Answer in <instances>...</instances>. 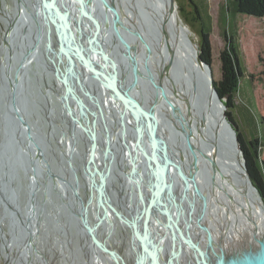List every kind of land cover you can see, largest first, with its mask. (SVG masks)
<instances>
[{"label":"water","instance_id":"obj_1","mask_svg":"<svg viewBox=\"0 0 264 264\" xmlns=\"http://www.w3.org/2000/svg\"><path fill=\"white\" fill-rule=\"evenodd\" d=\"M10 1L17 13L25 15L27 22L24 25L16 16L7 15L0 42V164L6 168L10 162L19 166L25 176L29 173L23 184L27 214L25 220L18 219L25 248L41 258V264H53L49 254L39 247L37 235L40 227L44 229V205L49 204L60 212L51 184L55 187L65 181L46 162L45 137L34 125L36 119L27 108L25 82L28 66L34 62L43 70L48 66L50 70L46 74L59 84L60 94L56 98L62 116L59 133L64 122L68 125V136L74 130L72 126L81 131L82 194L78 183L66 188L79 202L75 212L69 207L68 210L90 247L98 248L113 264H264L262 256L254 258L258 253H254L255 249L264 253V245L256 235L253 241L259 248L248 254L247 258H252L245 261L241 256L246 248L237 253L238 248L233 251L229 241L214 240L211 234L214 229L205 222V211L209 214L218 205L243 211L240 198L245 205H250L248 187L244 184L260 200L263 213L264 202L246 169L236 131L215 89L211 66L200 58L198 46L192 60L193 41L186 25L178 19L174 0ZM85 24L91 32L85 30ZM25 34L27 40L23 38ZM169 39L171 44L175 41V48L171 49L173 58L164 55V45ZM94 42L99 43L98 50L93 48ZM54 45L59 63L62 58L65 60L62 71L61 66L53 63L54 54L50 51ZM41 50H45L46 60L40 59L43 62L37 58ZM132 64L143 75L138 79L136 74V79L127 81L120 73ZM151 88L155 109L145 105L146 92ZM173 96L185 102L187 113L172 100ZM111 98L120 102H109ZM70 102L78 103L79 117L69 108ZM218 105L221 123L213 121ZM126 106L131 136L126 129ZM194 109L200 115L201 136ZM52 112L48 110L45 117ZM98 113L105 125L101 124ZM111 127L113 131L109 133ZM118 144L124 155L123 162L119 160ZM96 146L103 158L100 168L91 169L94 153L97 156ZM71 155L72 151L70 158ZM70 158L66 156V163L74 175ZM45 162L48 167H43ZM112 176L117 185L116 207L109 201L106 181V177ZM92 202L103 208L105 216H116L130 230L134 241L127 258L112 250L110 243L89 224ZM8 206L11 212L15 210ZM192 210H196L195 216ZM53 220L60 244L65 233L69 248L68 224L60 222L58 215ZM191 222L195 223L194 232L190 230ZM100 226L103 227L102 223L97 224ZM201 230L204 244L197 239ZM226 244L231 247L226 248ZM205 245L211 254L204 250ZM69 252L73 257L72 248ZM21 253L17 250L13 261ZM185 253H188L186 260Z\"/></svg>","mask_w":264,"mask_h":264},{"label":"rangeland","instance_id":"obj_2","mask_svg":"<svg viewBox=\"0 0 264 264\" xmlns=\"http://www.w3.org/2000/svg\"><path fill=\"white\" fill-rule=\"evenodd\" d=\"M174 2L176 4L178 19L186 25L189 30L190 38L195 44H197V46H199L200 42L201 29L203 28L204 31L208 32L212 51L211 70L213 80H219L221 75L219 53L225 46L226 40L230 38L236 45L242 76L240 77L236 85L235 92L233 93V107L230 109V112L233 120L235 121L236 129L241 134L243 139L252 145L253 142L257 140V144L254 148L251 147V149L256 152V162L260 167L261 164L264 163V17L255 18L238 13L236 11L234 0H174ZM0 9L10 17H12L15 11L10 0H0ZM4 25L5 22H3L0 18V42ZM41 49H43V46ZM43 51L41 50L42 53H45V50ZM52 51L54 52V62H56L57 66L59 65L62 68L63 59L62 62L59 63L60 59L57 58L55 45L54 50L52 49ZM47 69H49V67ZM46 71L47 70H43L39 64L34 62L30 63L27 71L28 79L25 82V97L27 108L31 110V115L37 122L34 125L39 128L43 137L46 138L44 139V142L50 144V149H48V151L53 155L55 154V157H58L60 156L58 153L59 143L56 141V135H53V137L49 135L50 132H48L46 128L47 118L44 117L43 111H45L44 107L47 109L50 107L52 109H49V111L53 110L54 115L56 114L60 119L62 118V116L58 114V102L56 99L57 96H55L59 94L57 93L59 85L57 81L55 82L54 79L50 78L49 75L46 74ZM47 85H49L50 90H46ZM143 85L146 89L149 88L145 81H143ZM52 89H54L53 91H56L51 92ZM52 121L58 129L60 121L57 119H52ZM56 134L59 136L58 133ZM47 139H49L50 142ZM166 147H168V145ZM13 151L14 150H11V152ZM168 154L170 156V151ZM6 165V168L4 165L0 166V175H2V173H4V169H6V177L8 176L5 189L0 188V197L6 195L10 198V203L14 206L15 211H17L18 214L24 218V207L26 206L27 200L25 201V196H23V184L25 177L29 173L27 172L25 176L24 171H22V169L20 170L19 166L12 165L10 162ZM54 171L57 172L56 169H54ZM53 197L55 202H57L58 198L54 193ZM64 203L60 200L56 203L60 210V212H58V219L64 224H66V222L70 224L67 230V234L70 238V247L68 248V245L66 244L67 241L65 243L62 241L63 244H60V240L57 235L59 231L56 227H54V220L52 217V213L54 212L55 214V208L49 204L44 205L42 218L44 220L45 230L41 227L39 228V233L37 235L39 239L38 245L44 253L49 254V257L53 260L54 264H67L68 262L70 264H82V262H77V260L81 261V257L85 254H83V250L81 248L77 250L78 247L74 240V231L72 230V223L74 221L68 208H66V211L64 210ZM4 204L0 203V229L4 231V234L8 239H12V249L10 247H6L7 251L10 253L9 258L12 259V256L20 249V240L17 238V236H19L18 233H16L17 226L11 224V218L4 210V208L9 209V206ZM192 213L194 214L193 210ZM210 215H212V213H210ZM215 215H212L215 221H213V226L211 225L214 229L211 234L217 233L216 235H218V232L222 229L221 227L217 230V226L220 224L221 220ZM224 218L225 215L223 216V222ZM112 225V231L114 233L115 229H117L120 225H117L115 220ZM125 230L128 236L129 231L127 229ZM233 235H235V233L230 231L227 233L225 240L229 241L232 246V250H236L238 248L236 250L238 253V250L241 249L242 246L239 243L234 242ZM111 236L114 237L115 241L111 242V240L108 239L110 244H113L112 246H114L112 247L110 245L111 249L121 255L123 253L124 257L127 258L128 255H130V245L129 243H125L126 240L123 238V231L117 229L116 237L115 234H112ZM212 238L214 237L212 236ZM63 239L64 236L62 235V240ZM127 239L129 241V237H127ZM1 242L2 240L0 239V264H4V255L3 253L1 254ZM122 243L124 245H122ZM82 244H85L84 236H82ZM230 244H226L225 247L230 248ZM70 248H72V255L74 253L75 258L71 256V252H69ZM22 259L25 262L22 261ZM40 259L41 258L38 259L31 251L28 256L26 251H23L21 260L16 258L15 261L10 260L7 264H27L28 262V264H41Z\"/></svg>","mask_w":264,"mask_h":264},{"label":"bare ground","instance_id":"obj_3","mask_svg":"<svg viewBox=\"0 0 264 264\" xmlns=\"http://www.w3.org/2000/svg\"><path fill=\"white\" fill-rule=\"evenodd\" d=\"M2 10L0 9V18H1V20L3 21V22H7L8 21V18H7V15L8 14H5L3 11V13L1 12ZM2 13V14H1ZM16 16V17H15ZM13 17H15V19L17 18V19H19L20 20V22L19 23H22V24H26L25 22H27L26 21V18H25V15L22 13V12H19V13H17L16 12V10L14 11V14L12 15V17H10V18H13ZM175 29H176V26H175ZM21 35V34H20ZM25 37V38H24ZM23 38H24V40H27V38H26V34H25V36H23ZM29 40V39H28ZM179 41H180V39H179ZM173 42V44L175 43V41L173 40L172 41ZM181 42V41H180ZM180 42H177L178 44L180 43ZM19 43V42H18ZM95 43V45H94V47L93 48H95L96 50H98L99 49V43H96V42H94ZM173 44H171V41H170V39L167 41V43L164 45V47H165V49H164V55L167 57V58H173V52L171 51V49L173 48H175L174 46H173ZM178 46V45H177ZM156 47V46H155ZM42 48V47H41ZM43 48H44V46H43ZM196 51H197V44H195L194 42H192V46H191V48H190V52H191V57H192V60L194 59V55H195V53H196ZM51 54L52 53H54L53 51H52V49H51ZM36 55H37V53H36ZM38 57V59L40 60L41 58L44 60V53H42L41 51L40 52H38V55H37ZM49 57H50V55H48ZM46 59V58H45ZM59 59V58H58ZM63 59V64L62 65H64V63H65V60H64V58H62ZM37 60L38 62H40V61H42V60ZM43 62V61H42ZM53 63L54 64H56V62H54V58H53ZM57 66V65H56ZM161 67H162V65L161 66H159L158 67V69L160 70L161 69ZM46 69L45 70H47V71H49L50 69H47L48 68V66H46L45 67ZM61 69V71H62V68H60ZM156 70V69H155ZM136 74H137V76H138V79H140L141 77H142V75H143V73L141 72L140 73V71H139V69H137V66L136 65H128V66H126V68L125 69H123V71L120 73V75H121V77L122 78H125L127 81H129V80H133V79H136ZM149 75V74H148ZM128 76V77H127ZM152 80H154L153 82H156L157 81V79L155 78V77H153L152 78ZM56 82V81H55ZM132 82V81H131ZM59 85V84H58ZM49 89V85H47L46 86V90H48ZM50 90V89H49ZM54 89H52L51 90V92H55V91H53ZM153 88H151L150 90H149V92L147 93L146 92V95H147V102H145V105L147 106V107H149L150 109H151V107L153 108V109H155V106H154V100H155V96H154V94H153ZM183 93H184V90H182V89H180ZM182 92H180V91H178V94H180V93H182ZM57 93H59L60 94V87H59V90L57 91ZM56 93V94H57ZM59 94L58 95H56L57 96V98H58V96H59ZM50 95V94H49ZM188 97H189V95H188ZM172 100L175 102V103H177L178 104V106L181 108V110H182V112L183 113H187V107H186V105H185V102H179L180 101V98L178 97V96H173L172 97ZM210 101L213 103V100H211V98H210ZM109 102H120V101H117V100H113L112 98L111 99H109ZM210 102V103H211ZM124 110L126 111V114H127V117H126V129H127V131H128V136H131V130H129V123H128V121H129V107L128 106H126L125 108H124ZM195 110V109H194ZM194 110H191V112H193ZM166 111V110H165ZM219 111H220V106L218 105V106H216V117H214V122H219L220 121V123H221V120H220V114H219ZM197 113H198V111H196L195 110V112H194V115H195V118H196V120L195 121H200V119H199V116H197ZM191 114V113H190ZM51 117V116H50ZM50 117H48L46 120H47V122L49 123V128L50 127H52L53 129H55V127H56V125L55 124H53V121H52V117L50 118ZM61 120V119H60ZM52 123V124H51ZM66 123L67 122H64L63 124H62V128H61V130H60V133H59V130H58V132H56V133H58L59 134V136L56 134V141H58V145H59V150H58V153H59V155H62V154H67V156H69L70 155V153H71V147H70V145H69V143H70V138H69V136H67L68 135V129L66 128ZM51 124V125H50ZM200 125H199V136H201V133H202V124H201V121H200V123H199ZM60 127V126H59ZM52 129V130H53ZM17 130H18V132L20 133V129L17 127ZM50 130V129H49ZM54 131H56V129L54 130ZM1 136H0V141H1ZM117 139L119 140V137H117ZM209 139V138H208ZM2 144H3V140H2ZM179 144H180V142H179ZM76 149V148H75ZM65 152V153H64ZM81 152H83V151H78L77 153H81ZM214 154V151H212L211 152V154ZM73 155V154H72ZM77 156V155H76ZM179 156H180V153H179ZM79 158V157H78ZM64 159H65V157H64ZM75 161H76V159H74ZM7 164V163H6ZM79 164H80V161H79ZM0 166H1V164H0ZM3 166V165H2ZM67 166V165H66ZM82 166V165H81ZM60 171H61V169H60ZM63 172V171H62ZM61 172V173H62ZM60 173V172H59ZM60 173V174H61ZM65 173V172H64ZM68 173V172H67ZM7 175V174H6ZM6 175H5V170H4V173H2V175H0V188L1 189H5V185H6V181H7V177H6ZM62 175H64V174H62ZM63 177V176H62ZM64 178V177H63ZM121 179H122V177H121ZM124 180V178L122 179V181ZM73 181V180H72ZM125 182V181H124ZM126 183V182H125ZM125 183H123V184H125ZM64 184H66L67 185V183H64ZM58 187H61V191H62V193L65 195V197L68 199V201L70 202V204H71V206H72V208H76V205L73 203V200H72V198L70 197V192L69 193H66V187H62L63 185L62 184H59V185H57ZM244 187L246 188V187H248V188H246L247 189V191H248V193H249V196H250V198H251V201H250V205L248 204V205H245V203H244V200L242 199V198H240V202L242 203V204H244V207H243V211L242 210H240V209H238V208H234V207H227L225 204H221L220 206L218 205V208H217V210H211V212H209V214H208V211H205V212H207V213H205L206 214V218H205V222H206V224L207 225H212L213 224V219H212V215L214 214H216L215 216H218V219L220 218V220H221V222H220V224H218V228H217V230L218 229H220L221 227H222V229L218 232V235H216L215 233H212V236L214 237L213 239L214 240H218L219 238H223V239H226V236H227V233H229L230 231L231 232H233V233H235V235H233V240H234V242H236V243H239L241 246L243 245L244 247H243V249H239L238 250V253H240V251H242L243 252V250H244V248H246V250L243 252L244 253V255L245 254H247V255H242L241 257H242V259H243V257L245 258V261H248L247 259H251L252 257H248L247 258V256H248V254H251V253H253V250L255 249V248H259V246H257L256 244H255V242L253 241V237H254V235H256V237L258 238V240H259V242H261L263 245H264V213H263V210H262V206H261V202H260V200L256 197V195H255V193L253 192V191H251V189H250V187L248 186V185H245L244 184ZM111 191V190H110ZM186 193V192H185ZM216 193H218L219 194V192H218V190L216 191ZM187 194V193H186ZM186 194L184 195V196H186ZM188 195V194H187ZM59 196H61V195H59ZM232 197H234L233 195H232ZM76 201V200H75ZM11 201H10V198H8L6 195L5 196H1L0 197V203H5V204H7V205H11V208H14V206L12 205V203H10ZM4 204V205H5ZM200 204H202L201 202H200ZM92 204H91V208H92ZM202 207H204L205 208V206L204 205H202ZM63 208H64V210H66V208H67V204L66 203H64L63 204ZM25 209V208H24ZM73 209V210H74ZM4 210L7 212V214L10 216V218H11V224H13V225H16L17 226V232L16 233H18V235L19 236H17V238H19V242H20V249H19V251L20 252H22L21 254H20V256L19 257H17L18 258V260H21V258H22V256H23V251H27L26 253H27V256L29 255V252L31 251L30 249H28V248H25L26 247V245H24L23 243H24V240H25V237H23V234L24 233H22L21 232V226L19 225V217L20 218H23V216H21L20 214H18V212L17 211H15V210H13V212H11L10 211V209H8V208H4ZM205 210H206V208H205ZM93 211H95V210H93ZM194 211V216H195V214H197V212H196V210H193ZM243 212V213H242ZM210 213H212V215H210ZM241 213H242V215H241ZM26 214H27V211L25 210V216H24V218H26ZM56 215H58V212L57 211H55V214H54V212L52 213V216L53 217H56ZM225 215V218H224V222H223V216ZM95 216V215H94ZM115 217V216H114ZM23 218V219H24ZM118 219V218H117ZM25 220V219H24ZM29 220H30V223H33V220L32 219H30L29 218ZM113 220V219H112ZM111 220V221H112ZM119 220V219H118ZM106 224V223H105ZM189 225H190V230L192 231V232H194L195 231V226H194V222H191V223H189ZM222 225V226H221ZM213 226V225H212ZM228 228V232H226L225 233V229H226V227ZM112 227H113V225H112ZM110 228V227H109ZM101 229V228H100ZM107 229V230H106ZM106 229H105V232L106 231H108V226H106ZM103 230V229H102ZM110 230H111V235H112V230H113V228H110ZM100 232V231H99ZM163 233V232H162ZM82 235V234H81ZM216 235V236H215ZM63 236H64V239L62 240L64 243L67 241L65 238H66V236H65V234L63 233ZM106 237V236H105ZM0 239L2 240V242H1V248H2V250H1V254L3 253V255H4V264H7L8 262H10V260L12 261L13 259H11V258H9L10 257V253L7 251V248L6 247H10L11 249H12V239H8L7 238V236H5V234H4V231H2V229H0ZM104 239V238H103ZM197 239H199V241H200V243L201 244H204V232H203V230H201L200 231V234L198 235V237H197ZM239 245V246H240ZM84 246V248H85V250H84V253L87 255V259H88V262H89V264H100L99 263V261H98V259H100V262H101V264H105V260H104V258H106V259H109L108 258V256H106L102 251H100V253L102 254V256L104 257H102L101 256V254L97 251L98 250V248L96 249V248H94V247H90L91 245L89 244V242L85 239V244L83 245ZM5 250H6V252H5ZM204 250L205 251H207V253H209V254H211L210 252H211V250H210V248H208V247H206V245L204 246ZM18 251V252H19ZM256 252H258V253H256ZM254 253H256V256H254V258H258V256H262L263 258H264V253H262V251H256V249H255V251H254ZM235 254H237V253H235ZM186 255H188V253L186 254H184V256H183V258H184V260H186L187 259V256ZM191 255V254H190ZM263 258H260V259H262L263 261H264V259ZM181 259V258H180ZM72 263V262H71ZM82 264H86V262L84 261V262H82ZM106 264H112L111 262H110V260L108 261V262H106ZM185 264V263H184ZM248 264H250L249 262H248Z\"/></svg>","mask_w":264,"mask_h":264},{"label":"flooded vegetation","instance_id":"obj_4","mask_svg":"<svg viewBox=\"0 0 264 264\" xmlns=\"http://www.w3.org/2000/svg\"><path fill=\"white\" fill-rule=\"evenodd\" d=\"M63 10H65L66 11V7H65V9L63 8ZM67 11H68V8H67ZM85 30H89L90 31V28H89V25L88 24H85ZM91 32V31H90ZM89 33V32H88ZM77 84H79L78 82H76V85ZM88 103H91L92 105H93V103L92 102H88ZM69 108H72V110H73V112H74V115L75 116H78L79 117V105H78V103L77 102H70L69 103ZM44 109H45V111H43V113H44V117H45V115H47V113H48V110L49 109H51L50 107H49V109H47L46 107H44ZM57 110H58V104H57ZM58 114L60 115V112H59V110H58ZM50 116L52 117V119H57V120H59V121H61L60 120V118H59V116L58 115H54L53 114V112L52 113H50ZM50 116H48V117H50ZM98 116H99V119H100V122H101V124L102 125H105V121L103 120V118L102 117H100L101 115H100V113H98ZM31 118H32V116H31ZM46 118V117H45ZM52 124V123H51ZM46 128H47V130H48V132H50V136L51 137H53V135L55 136L56 135V132H58V129L55 127V129H56V131H54L55 129H53V128H49L48 129V125L46 126ZM66 128L68 129V125H67V123H66ZM72 128H74V130H72V132H71V135L69 136V138H70V143H69V145H70V147H71V151H72V154L73 155H71V157L72 158H70L69 156H68V158H70L71 159V161H72V167H73V170H74V175H73V171H72V169L70 168V167H68V164L66 163L67 161V159H66V156H67V154H62V155H60V156H58V157H55V154L53 155V154H51V152H49L48 151V149H50V144H47V143H45L46 145H45V147H44V156H45V158H46V162L50 165V167H51V169L54 171V169H56L57 170V173L62 177H64V182H60V184H62V183H67V185L65 184H62L63 186L62 187H66V186H68V185H71V186H73V187H75V184H77L78 183V191H79V194L81 195L82 194V187H81V185H83L82 184V177H81V171H82V168H81V156H82V154H83V152H81V153H77L78 151L80 152V151H83V144H82V141H81V131H80V129H76L75 128V126H72ZM53 129V130H52ZM108 131H109V133H111L112 131H113V128L111 127V128H108ZM68 136V135H67ZM46 139V138H45ZM49 142H50V140L49 139H47ZM100 144H101V142H100ZM103 145V144H102ZM118 147H119V149H118V152H119V160L121 161V162H123V160H122V158L124 159V155H123V153L121 152V145L120 144H118ZM76 148V149H75ZM95 150L97 151V156H95V153H94V163H92L93 164V166H92V168L91 169H93V167H95V168H100L101 167V160H102V158H103V155L101 154V152L99 151V147L98 146H96L95 147ZM53 152V151H52ZM65 153V152H64ZM77 155V156H76ZM64 157H65V159H64ZM79 157V158H78ZM61 159V160H60ZM74 159H76V161L74 160ZM59 161V162H58ZM79 161H80V164H79ZM46 162H45V165L44 164H42L43 165V167H48L47 166V164H46ZM123 164V163H122ZM67 165V166H66ZM116 168H117V166H115ZM114 167V168H115ZM60 169H61V171H60ZM118 169V168H117ZM63 171V172H62ZM115 171H116V169H115ZM61 174H60V173ZM65 172V173H64ZM68 172V173H67ZM121 172V174H122V171H120ZM62 174H64V175H62ZM62 177V178H63ZM84 180H85V178H83ZM73 180V181H72ZM106 181L109 183V189L111 190L110 192H109V195H110V199H109V201H110V203L111 204H113L115 207H116V199H117V197H116V194H117V191H116V181H115V179H114V177L112 176V178L111 179H109L108 177H106ZM54 185L53 184H51V187H52V189H53V193L55 194V196H57V198H58V201L60 200L62 203H67V202H69L68 201V199L65 197V195L62 193V191H61V187H58V186H56L55 185V187H53ZM66 190V193H69V191H67V188L65 189ZM70 197L72 198V200H73V203L76 205V204H79V202H78V200L77 199H75L74 198V195H72V192L70 191ZM59 195H61V196H59ZM151 195H153V194H151ZM76 200V201H75ZM57 201V202H58ZM56 202V203H57ZM156 202L157 201H154V204H156ZM92 208L90 207V212H89V214H88V218H89V224L90 225H93L94 226V228H95V232L97 233V234H99V236L103 239H105L106 240V242H108V243H110L109 242V240L108 239H110L111 240V242H115L114 241V237H112L111 236V230H110V228H113L112 227V224H113V221L115 220L116 222H117V225H120V226H118V228L117 229H119V230H121V231H123V238H124V240H126V242L125 243H129V245H130V251H131V246L133 245V237H132V235H131V232H130V230L126 227V226H124L123 224H122V222L120 221V220H118L117 219V217L115 216H111V215H109V216H105L104 215V211H103V208H100V207H98L96 204L94 205V203L92 202ZM71 208V209H74V208H72V206H71V204H70V202L67 204V208ZM76 208H77V206H76ZM76 208L74 209V212H75V210H76ZM93 210H95V211H93ZM66 211V210H65ZM74 214V213H73ZM95 215V216H94ZM71 217H72V219H73V223H72V225H73V236H74V240H75V242H76V244H77V250H79V248H81L83 251V254H85L84 253V250H85V248H84V246H83V244H82V236H84V235H81L82 233L80 232V231H78L77 230V225H76V221H75V219H74V216H72L71 215ZM113 219V220H112ZM112 220V221H111ZM99 223V225H101V223H102V225H103V227L102 226H100V227H97V224ZM106 223V224H105ZM66 224H68V226H70V224L68 223V222H66ZM106 226H108V231H106V232H104V229L106 228ZM110 227V228H109ZM101 228V229H100ZM103 229V230H102ZM117 229H115V232L113 233V231H112V234H115V237H116V230ZM125 229H127L128 231H129V235L127 236V233H126V230ZM101 230V231H100ZM100 231V232H99ZM106 236V237H105ZM127 237H129V241H128V239H127ZM66 239V238H65ZM86 239V238H85ZM87 240V239H86ZM89 242V241H88ZM89 244H90V242H89ZM91 245V244H90ZM111 246L113 245V244H110ZM122 245H124L123 243H122ZM121 245V246H122ZM128 246V245H127ZM112 247H114V246H112ZM113 249H115V248H113ZM97 251H99V250H97ZM99 253H100V251H99ZM101 254V253H100ZM123 254V253H122ZM75 255H74V253H73V257H74ZM101 256H102V254H101ZM103 257V256H102ZM75 258V257H74ZM82 259H81V261L80 260H77V262H84V261H88V259H87V255L85 254L84 256H82L81 257ZM104 258V257H103ZM49 260L50 261H52L53 262V260L49 257ZM104 260H105V264H106V262H108L109 260L108 259H106V258H104ZM98 261H99V263L101 264V262H100V259H98ZM53 264H54V262H53Z\"/></svg>","mask_w":264,"mask_h":264},{"label":"trees","instance_id":"obj_5","mask_svg":"<svg viewBox=\"0 0 264 264\" xmlns=\"http://www.w3.org/2000/svg\"><path fill=\"white\" fill-rule=\"evenodd\" d=\"M234 2L238 13L255 18L264 17V0H234ZM198 54L203 61L211 66L212 51L210 38L208 32L204 31L203 28L201 29ZM219 61L221 75L219 80H213L214 86L227 108L225 111L226 117L232 123L236 131L248 174L264 202V163H262L260 167L257 165L256 152L251 149V147L254 148L257 144V140H255L252 145L243 139L236 129L235 121L230 112V109L233 107V93L242 76L237 47L230 38L226 40L225 46L219 53Z\"/></svg>","mask_w":264,"mask_h":264}]
</instances>
